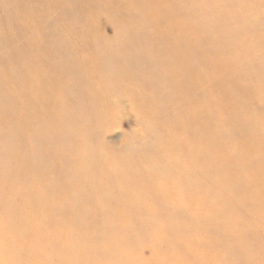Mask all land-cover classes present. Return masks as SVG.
I'll return each instance as SVG.
<instances>
[{"label": "bare ground", "instance_id": "6f19581e", "mask_svg": "<svg viewBox=\"0 0 264 264\" xmlns=\"http://www.w3.org/2000/svg\"><path fill=\"white\" fill-rule=\"evenodd\" d=\"M104 1L82 0L79 8L86 9L94 2L99 4ZM247 1L223 0L220 4L223 12L229 9L236 12L239 8H251ZM257 1L259 8L264 9V0ZM137 2L143 10L140 14L141 19L143 18L142 25L137 26L138 31L145 22L148 24V29L142 32L143 35H140V32L136 35L128 33L132 38L131 44L127 49L121 50V56L115 53L112 59L117 60L116 65H109L106 58H103L100 68L86 65L84 71H79L77 62L66 59L62 54L64 50L67 53L72 49L73 45L61 32L58 31L59 34L51 40L48 37L41 39L39 35L27 37L28 30L32 31L34 26L35 12H42L49 5V0H0V45H3L0 46L3 47V65L0 64V127L5 129L3 137L13 134L17 145L27 140V144L16 149L19 151L18 156L8 158L7 162L13 167L9 171L4 170L3 175H0V185L6 186L5 194L0 189V198L3 199L0 204V236L5 239L6 245H2V251L4 247L7 264H49L50 257L62 258L63 261L58 264H73L78 259L82 260V264H92V259L97 256L96 250H100L103 260L111 259V248L120 244L113 235L125 226L123 211H118L121 215L118 216L117 227L116 217L111 214L112 208L107 209L98 204L86 208L87 204L77 199L80 192L88 194V189L94 188L95 182L98 188L108 190V194L113 195L106 197L109 202L116 198L113 191L117 185L126 200L140 202L144 215L138 212L137 218L142 221L146 219L145 214L153 213H147L151 208L143 204L149 199L158 200L164 206L178 211L170 217L171 226L168 224L162 228L174 227L182 235L194 233V229L198 226L201 228L200 224L208 219L232 230L239 211L243 216L239 217L242 225L238 231L248 244L247 248H242L246 259L248 258L247 264H264V163L253 160L254 164L251 165V150L242 148L247 143L249 147V140L255 137L257 127L254 118L262 120L264 107L260 105L251 113L248 109L241 108L248 106L243 99L236 98L237 100L232 101L227 97V91H231L228 85L220 86L219 81L218 90L214 89L213 92L211 83L213 71L221 72L220 67L223 65L219 64L223 53L233 50L232 42H238L239 37H244L246 33L234 27L225 30V27L229 26H224V30L220 29L216 21L203 18L204 11L209 10L212 4L211 0L207 1L205 10L196 12L193 9L196 4L204 3L202 0H177L175 3L181 6L179 9L182 11L178 12V9L172 15L163 14V11L156 12L151 8L146 9V2L152 4V1L135 0L136 5ZM255 2L256 0H253V5ZM6 3H12L15 8L12 12L3 14V4ZM123 8L125 12L130 13L135 7L129 5ZM185 12H188L187 17ZM220 25L222 26L221 22ZM207 26L210 29H207ZM71 29L74 32L76 28L70 27L69 30ZM211 29L212 31H209ZM214 29L219 32L217 30V33H212ZM223 34L230 38L234 34L236 36L233 40H228ZM18 36L21 39H17ZM213 40L221 47L220 51L217 54L215 50L214 54L217 55L214 58L208 54L204 56L203 50L206 51V46L202 49L197 43H208L212 48ZM239 44L242 53L246 52L247 46H243L246 42L240 41ZM94 54L91 60L92 65L96 66L98 59L94 56L99 55L98 52ZM15 56L18 57L16 60ZM216 59L220 60L219 67L215 64ZM65 72L67 77L63 76ZM84 72L87 74L86 79L83 78ZM110 74H114L113 77L117 79L115 84L118 81L117 89L130 93L140 109L146 111L148 104L154 109L151 117L155 120L152 124L150 122L151 125L147 124L148 142L156 140L160 124L170 128L168 125L174 122L175 133L184 130V135L179 140L169 142L170 135L168 138L166 135L162 139L163 143L160 142L162 144L156 148L159 154L174 153L175 151L167 150L174 149L176 142L177 151H181L177 152L174 162L169 161L166 169L163 167L164 170L157 178V175L149 170L135 166L133 168V160L130 163L128 159L125 161L119 156L101 160V170L105 175L112 166L116 169L115 160L121 158V163L127 165L129 170L116 179L110 180L108 176L95 178L91 172H87V168L91 167L89 164L94 160L84 161L81 156L85 157L84 153H88V157L93 158L99 154L94 144L96 134L91 126L102 123L109 114L106 109L97 105V101L105 93H108L109 97L112 96L116 90L115 86L107 84ZM98 76L102 77L100 83L96 82ZM38 77L42 78V81H39ZM72 87L81 92H71ZM14 88L21 89L20 93L24 95L22 103L27 105L26 112L30 110L29 113H32L33 117L21 118L24 109L16 110V100L21 97L19 93V98L15 95ZM145 88L148 89L146 98V91L141 93ZM10 91L14 92L16 100L10 99L9 96L8 100L5 98V95L11 94ZM244 93L242 92L243 95ZM262 96L261 92L256 99ZM5 99L7 103L4 102ZM87 100L93 102L87 104ZM18 102L20 104L21 101ZM5 105H14L17 108L12 111L14 108L11 106L13 109L8 111ZM50 111L53 112L50 118H47ZM69 114L70 117L75 116L72 120L73 128H66L63 124ZM229 137H238L237 144H233ZM142 145L144 144H141L143 148ZM254 145L252 144L251 148ZM55 149L62 152L59 154ZM37 151L40 154L33 155ZM227 151H236V155L231 157L230 153L226 154ZM239 151L248 153L242 155ZM2 156L1 154L0 158ZM52 156V160L46 163V159L49 160ZM76 159H79L80 164L76 163ZM254 159L259 157L255 156ZM0 163H3L4 167L6 161ZM231 168L233 171L229 173ZM245 172L248 176L244 182L239 175L242 177ZM232 182L236 185H232L234 191L231 192L229 187ZM48 185L52 186L49 188ZM222 187L224 189L221 191ZM206 188L209 192H204ZM211 194H214V198L210 197ZM234 195L238 197L235 201ZM176 201H181V204ZM199 201L204 205L198 208ZM183 205L189 207V213ZM231 205L236 207L232 214ZM240 206L245 211H242ZM192 210L200 211V222L197 219L200 218L199 215H194ZM81 212L86 213L85 220L90 223L85 237L74 234L78 229L77 220H81L78 217ZM227 212L231 217L229 219H226ZM92 216L99 221H90ZM151 218L158 217L152 215ZM177 225L180 226L179 229ZM198 230L200 229L196 231ZM249 234L253 242L249 240ZM123 235L125 236V232ZM182 235L177 237L182 238ZM109 236L113 241L106 242L104 239ZM49 239H52V242H47ZM53 242L55 247L50 246ZM143 242L145 241H138V245L146 244ZM63 246L66 252L59 250ZM233 246L240 250V241L234 240ZM192 254L191 256H196L195 253ZM129 255L124 253L119 257ZM0 264L3 262L0 261Z\"/></svg>", "mask_w": 264, "mask_h": 264}, {"label": "rangeland", "instance_id": "374dc122", "mask_svg": "<svg viewBox=\"0 0 264 264\" xmlns=\"http://www.w3.org/2000/svg\"><path fill=\"white\" fill-rule=\"evenodd\" d=\"M81 1L82 0H49V5L46 6L42 12L40 10L39 12L37 11L35 12L34 26L32 28V31L28 30L29 33L27 37L30 38L31 36L39 35L41 36V39H45V37H48V39L51 40L54 36H57L59 32H61L73 45L72 49H69L67 53L66 50H64L62 54L66 59L70 61H76L78 64L79 71H84V66L86 65H90L96 69L100 68L103 62L101 59L103 58H106L105 60L109 63V65L112 66L116 65L115 63L117 62V60L112 59L115 53L121 56L122 53L121 50L127 49L128 48L127 46L131 44L132 38L128 35V33L136 35V33L140 32V35H143L142 32L148 29V24L145 21H144L145 24L141 26L140 31H138L137 28L138 25H142V19H143V18L141 19L140 16V14L143 11L142 9H140V4L137 2L136 5L135 0H105L103 3H99V4L97 2H94L88 5L86 9H84V8H79ZM149 1H152L153 3L151 4L146 2V6H147L146 9L151 8L153 11L156 12L163 11V14L172 15L176 12V10H178L181 7L175 3V1L177 0H149ZM202 1L204 3L200 5L196 4L195 8L193 9L195 12L201 9L205 10V5L208 0H202ZM211 2L212 4H210L209 10H207L208 13L205 10L203 14V18H209L212 21H216L217 26L220 29H223L224 26H229V28L225 27V30H230L232 27H234L238 31L244 30L246 33L244 37L243 36L239 37L240 40L238 42L236 43L232 42V45H234L232 48L233 50H231L230 52L223 53V59L221 60V62L219 59H216L215 64L218 65L220 62L221 64L219 65H223V66L220 67L221 72H216L215 70L213 71V76H212L213 79H211L212 90L213 92H215V90L217 91L218 82L221 81L220 86L225 84V86L228 85L231 88V91H227V97L229 99H231L232 101L237 100L236 98L243 99V101L248 106H243L241 108H246L251 113H254L252 110L256 109V107H259L260 105H263L264 107V9L259 8L257 0L254 4L255 6L253 5V0H248L247 3L251 4L250 5L251 8L249 9L239 8L236 10V12L231 11L229 9L223 12L221 8L222 5L220 4L223 2V0H211ZM76 3L78 4L77 6ZM163 3L167 6H165ZM129 5L135 7L134 10L130 11V13L125 12V8H123V6L128 7ZM14 8L15 7L12 6V3L3 4V14L12 12ZM247 10L249 11L247 12ZM179 11L182 10L179 9L178 12ZM188 12L184 13L185 17H187ZM250 12H252L253 14L251 13L250 15ZM197 17L198 15L195 18ZM220 22L222 26L220 25ZM246 26H251V27L246 28ZM70 27L76 28L75 31L72 32L73 31L72 29L70 31L69 30ZM207 29H210V27L207 26ZM217 30L214 29L212 33L214 32L217 33ZM55 31L57 32L55 33ZM209 31H212V29ZM234 36L236 35L235 34L232 35L231 37L232 40ZM223 37L227 38L228 40H231V38L226 37L225 34H223ZM18 38L21 39L20 36H18L17 39ZM240 41L246 42V45L245 44L243 45V46H247V50H245L246 52L244 53H242V49L240 46L242 43L239 44ZM219 42H221L224 45V43L221 40ZM96 45L98 46V48H96ZM212 45H213L212 48H210L208 46V43L203 45H198L197 43V46H202L201 47L202 49L204 46H206V51L203 50L204 56L208 54L209 57L214 58V56H216L220 51L221 47H218L215 44L214 40L212 41ZM226 45L228 47L227 43ZM0 46L3 45L1 44ZM1 50L3 51V47H0V57H1L0 64L3 65ZM215 50L217 54H214ZM95 52L96 53L98 52L99 56H94L98 59V61H97V65L93 66L91 59L92 56L95 55L94 54ZM15 58L17 59L18 57L15 56L14 59ZM15 67H17V65L14 66V68ZM63 76L67 77V73L65 72ZM113 76L114 74H110L109 79H107V84L113 87L115 86L116 90L114 94L109 97L108 93H105L104 96L100 99L101 101L100 100L97 101L98 106L103 107L108 111L109 113L107 114L108 117L105 118L102 123L99 122L97 123V125L91 126L96 134V138L94 139V144L97 146V151H99V154H97V156L93 158H89L91 156L88 157V153H84V156L86 158L81 156V158L84 161H87V159L94 160L92 163L89 164L91 167L87 168V172H91L95 176V178L108 176L110 180L114 178L116 179L120 175L126 173V170H129V168H126L127 167L126 164L121 163L122 162L121 158H123L125 161H127L128 159L130 163L133 160L134 161L132 164L133 168L135 166L138 169L147 170V171L149 170V172L156 174L157 176L155 177L157 178L158 176H160L159 173L164 170L163 167L166 169L165 166H167L169 161L170 163L174 162V158L181 151H177L176 142L174 149L171 148L167 150V151H175L174 153L159 154L157 153L156 148L158 149V147L163 143L162 139H164L166 135L167 138L170 135V138H168L169 142L179 140L180 137H183L184 130L177 131L175 133L174 122L168 125L170 126V128L160 124V128H159L160 130L159 133H157L158 136L156 140H151V142H148L147 124L151 125L155 120L151 117V114L154 112L153 111L154 109L152 108V106H150V104H148L146 111H143L144 109L142 108L140 109L138 104L137 103L135 104L134 99L130 95V93H126V92L123 93L117 89L116 86L118 84V81L115 84V81L117 79H115ZM83 78L84 79L87 78V74L85 72ZM101 78H102L101 76H98L96 78V82L100 83L102 81ZM38 80L42 81V78L38 77ZM22 82L23 80L20 82V85L22 84ZM85 83L86 82H84V84ZM15 88L17 89L18 87ZM16 89H15L16 91L15 95L17 96V93H19L20 95L19 94L18 95L21 98L17 96L19 98L17 99L16 96L13 94L14 92L12 93L11 91L9 92L11 94L5 95L6 96L5 98L7 99L9 96L10 99L12 98L15 100L17 99L16 104H18V109H16L17 107L15 108L14 105L13 106L5 105L7 106L5 107V109L7 108L8 111H11V109L13 108L14 109L12 111H14L15 109L18 111L24 109L23 110L24 114L21 116L22 119L33 117L32 113H29L30 110L26 112L28 110L27 105L22 103L24 101L23 99L24 95L22 92H21L22 94L20 93L21 89L20 88L18 89L19 92ZM142 90L143 91H141V93H144V91H146L145 92V98H146L148 89L146 90L145 88ZM70 91L73 93L81 92V91L79 92V89H75V87L70 88ZM136 92H138V90ZM242 92L243 93L245 92L244 95L242 94ZM261 92L263 96L261 98H258L259 100L256 99V96L259 95ZM11 95H13L14 97L13 96L11 97ZM6 99L4 100V102H6ZM18 101H21L20 104ZM112 101L114 105H112ZM92 102L93 101H89V100L86 101L87 104H90ZM11 106L13 108H10ZM52 112L53 111H50L48 113L49 115L47 118H50V114H52ZM70 115L71 114H69V116L66 117V119L63 122L66 128L74 127L72 120L75 116L70 117ZM254 124L257 127L255 137H252L249 140V147H248V143L246 145H243L244 147H242L243 149L246 148L247 150L248 149L251 150L250 153L253 154L252 160L250 161L251 165L254 164L253 160L255 162L263 161L264 163V111H263L262 120L258 121L256 118H254ZM4 130L5 129H3V126H1L0 155L2 154L3 156L0 159L1 161H6V163L4 167H3V163L2 165L0 163L1 165L0 175H3L4 170L9 171V169L13 167V165H11L10 162H7L9 161L8 158L18 156L19 151H17L16 149L17 148L19 149L20 146L27 144V140H24V143L17 145L18 142L15 141L13 134H10V136L4 138L3 137ZM229 139L231 142H233V144L234 143L237 144L236 142L239 140L238 137H229ZM141 144H144V146L142 145L143 148L141 147ZM252 144L255 145L251 148ZM232 150H234L233 147ZM55 151L59 154L62 152L58 149H55ZM248 151H239V152L243 153L242 155H244L247 154ZM37 153L40 154L37 151L34 152L33 155H37ZM228 153L231 154V157L234 154L236 155V151H227L226 154ZM100 154H102L101 157ZM116 156L121 157L120 160L118 159L119 161L118 160L114 161L117 163V166L115 167L116 169H114L113 168L114 166H112L109 173H107L106 175L102 173L103 170H101L102 168L101 160L102 159L107 160L109 157L114 159ZM255 156H258L259 159H254ZM52 158L53 156L50 157L49 160L46 159L45 162L47 163L51 161ZM75 161L77 164H80L79 159H76ZM241 166L239 167V169H241ZM79 168L81 169V167ZM51 169L53 170V168ZM232 171L233 168H231V171L229 173H232ZM48 172L49 174H51V171L49 169ZM247 176L248 175L245 172L242 175V177L241 175H239V178H241L245 182L247 180ZM46 177L48 180L49 179L48 173L46 174ZM54 184L57 185L56 183ZM233 184L236 185L234 182L230 184L229 189L231 192L234 191V189H232ZM51 186L48 185L49 188ZM0 189L3 191V194L6 193V186L4 184L0 185ZM223 189L224 187L221 188V191ZM226 190L227 189L225 188V191ZM204 192H209V190L206 188ZM108 193L110 194L108 190L104 191V189L98 188L97 182H95V187L92 189H88V194L84 193V191L80 192L79 193L80 195L77 194V199L82 200L84 203L87 204L86 208H89L92 204L93 206L94 204H98L100 207L101 205H103V207L104 208L106 207L107 209H109V207L112 208L113 210L111 211V214L116 217L115 225L117 227L119 225L118 216L121 215V213H118V211L122 210L123 224L127 227L126 228L124 226V228L120 229L113 235L118 239L120 244L117 246H113L111 248L112 249L111 259L109 258L110 260L109 259L103 260L100 250L99 251L96 250L95 254L97 256H95L92 259L91 261L92 264H180V263L181 264H247L248 258L246 259L245 253L242 252V248H247L248 244L244 242L245 240L243 239L241 232L238 231L240 230V227L242 225L240 223V220L243 216L242 213H240L239 211L237 212L235 218L236 223H234L232 230L230 227L229 229H227L226 227H223V225H220L218 222L208 219L207 221L200 224L201 228H198L199 226L196 227L193 231L194 233L192 234L188 233L187 235H182L181 232H178L179 230L175 229L174 227L162 228V226L168 225L171 222L170 217L174 213H178V211L172 210L171 208L164 206L158 200L149 199L145 201L143 204L151 208V210L147 211V213L150 212L153 213L145 214L146 219L142 221L140 218H137L138 212L139 214H143L140 202H137L139 203L137 204L136 201H134L133 199L126 200L125 197L121 194L122 191L119 188V185L115 186L113 191V194L116 195L115 197L117 199L115 198V200L113 199L109 202L107 200L108 198L107 196H113V195H109ZM210 197L214 198V194L213 195L211 194ZM241 197L242 195L240 196V198ZM100 199L102 200L104 199L103 202L102 200L99 202ZM233 199L235 201L236 199H238V197L234 195ZM162 201L164 203V200ZM2 202L3 199L0 198V204ZM76 202H80V201H76ZM176 203L181 204V201H176ZM74 205L78 206L75 203ZM198 205L199 208L202 207L204 204L201 201H199ZM182 207H184L188 213L190 212L188 206L183 205ZM234 207H235L234 205L230 206V210L232 209L231 214L233 213V211L235 212ZM239 208H241V206ZM255 209L256 206H254V210ZM80 210L84 211L83 208H80ZM127 210L129 212H127ZM241 210L245 211L243 208H241ZM192 212H195L194 215H199L200 218L197 219L198 222H200L202 217L200 215V211L192 210ZM243 213L245 214V212ZM85 214H86L85 212L83 213L81 212V216H78L82 221L77 220L78 229L74 232V234L77 233L79 236H83V237H85L84 234L85 232H87V229L90 224L86 222ZM152 215H157L158 218L150 219ZM249 217H251V215H249ZM229 218L231 217L227 212L226 219ZM158 219L160 220L158 221ZM90 221L96 222L99 221V219L92 216ZM225 221H229V220H225ZM129 223L132 226H130ZM157 225L160 226L161 228L157 227ZM177 228L179 229L180 226L177 225ZM197 229H200L198 230L199 232L196 231ZM123 232H125V236L123 235ZM189 234L191 236H188ZM121 235H123V237H121ZM177 235H182L183 237L178 238ZM249 236H250L249 240H251V234H249ZM236 239L240 241V250H238L234 246L232 247L233 241ZM104 240H106V242L113 241L110 236L106 237ZM140 240H144L145 242L143 243L146 244H143L142 246L138 245V241ZM47 242H52V239H49ZM251 242L253 241L251 240ZM2 245H6V243H5V239L0 236V261L3 262V264H7L4 256V247L2 251ZM50 246L55 247L56 245L53 242ZM74 248H76V246H74ZM59 250L66 252L64 246L60 247ZM192 252L195 253L196 256H191L193 255ZM124 253H129L130 255L119 257L122 256ZM50 258L51 259L49 261H51V263L49 264H58L60 261H63V259L59 257H50ZM18 264H22V263L19 262ZM73 264H82V260L81 259L75 260Z\"/></svg>", "mask_w": 264, "mask_h": 264}]
</instances>
